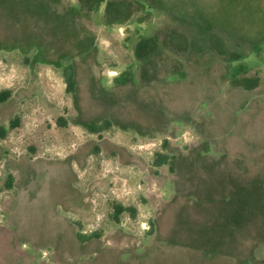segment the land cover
Instances as JSON below:
<instances>
[{"label":"rangeland","instance_id":"obj_1","mask_svg":"<svg viewBox=\"0 0 264 264\" xmlns=\"http://www.w3.org/2000/svg\"><path fill=\"white\" fill-rule=\"evenodd\" d=\"M166 1L207 35L227 30L258 41L250 50L242 39L240 52L250 51L249 66L263 67L264 95V61L255 55L257 46L264 50V0ZM103 5L0 0V89L11 91L0 103V126L8 128L0 136V264H148L149 255V264H264V138L251 123L228 129L215 111L211 151L186 148L198 136L178 118L166 128L173 113L149 82V68L156 77L168 65L164 55L157 63L131 52L135 38L167 16L135 13L114 25L125 12L106 20ZM224 34L223 43L234 47ZM213 55L220 66L223 58ZM129 63L141 74L113 83ZM203 90L200 81L185 85L182 104ZM197 106L208 115L205 102ZM59 116L73 121L60 125ZM104 118L116 127L86 128ZM163 138L175 150L171 170L152 165ZM227 145L240 156L222 151ZM7 172L15 177L12 189L3 183ZM113 202L134 206L135 215L113 221ZM76 231L99 236L81 242Z\"/></svg>","mask_w":264,"mask_h":264},{"label":"trees","instance_id":"obj_2","mask_svg":"<svg viewBox=\"0 0 264 264\" xmlns=\"http://www.w3.org/2000/svg\"><path fill=\"white\" fill-rule=\"evenodd\" d=\"M97 1L99 2V7L104 3L102 8L104 11H107L106 20H110L113 16L111 13L115 11L122 10L125 12V19L122 22L114 23V25L132 21V17L135 13H139V18L147 16L149 12L153 10L152 8H156L168 14L166 15L168 18L167 21L155 26L148 34H139L138 37L135 38L132 42L131 52H133L135 58L138 55L142 58L144 56H149V58L154 57L156 62L158 53L164 55V61L168 65H161L160 68H162L159 71V67L156 65L155 70L158 71L156 77L152 75L149 68V82L159 85L158 96L165 102L167 111L173 113L171 116L167 115V117H170L167 119L168 125L166 128L169 124L175 122V118H178L179 122L185 121L188 125H191L196 136H198L195 141L187 144L186 148L197 146L202 152L207 153L211 151L209 146L213 145L216 140H214V135L212 133L215 111H219L218 113L221 114L219 116L223 120V123L226 121L227 125L225 123V126H228V129H236L239 125L243 126L244 129H248L247 127L251 123L252 126H256L257 130L260 132L259 136L264 138V95L258 94L263 90V67L260 65L249 66L244 61V57L250 51L247 54L240 52L242 46L240 41L242 39L249 43L250 50L258 41L252 43L245 35L231 33L227 30L217 33L213 32L207 35V32H204L203 29L199 30L195 27V23L191 17L187 16L181 18L177 16L191 14L177 12L176 7L178 6L171 2L168 3L166 0H154L155 4H152L151 0ZM103 25L106 26L107 24ZM224 33L229 34L228 36L234 47H228L227 44L223 43L222 38L225 35ZM94 37H96V35ZM141 38L146 39L145 43L140 42ZM157 40H160V45L157 44L159 43ZM146 42L148 44H146ZM256 48L255 55L264 61V50L260 46ZM182 52H184L183 58H181ZM214 53L223 58H220V66H217V61L214 60ZM175 54H179L180 56L176 57ZM232 62L233 65L231 64ZM97 64H99L98 59ZM137 68L138 66L133 67V65L129 63L127 68L112 77V82L123 83L133 78L136 74H141ZM143 71L144 73L146 72L145 70ZM61 74L65 81L66 91L68 93L72 92L74 85L72 70L66 67V69L61 70ZM197 81L203 84L204 90L202 92H192L190 97L188 96L186 102L182 104L179 94L180 90L185 85L189 86L190 83L194 84ZM222 84L224 85V90L220 88ZM221 90L223 97L220 99L217 93ZM258 90L260 91L257 92ZM10 93V89H0V103L7 100L10 97ZM200 101L205 102V107L208 110V115L204 116V118L197 106ZM230 106H234V108ZM246 109H252L253 113L247 114ZM69 120L73 121V119L68 116L58 117L60 125H65ZM18 121L19 119L15 117L10 119L8 124L10 127H14L18 124ZM198 123H200V125L202 123V127L200 125L199 127L197 125ZM109 127H116V125H114L110 119L104 118L91 123L86 128L92 132H99ZM7 129L6 127L0 126V136H5ZM207 129L210 130V133H207ZM248 133L249 132H247V137H249ZM169 144V139L163 138L161 150L155 151L153 154V166L165 164L168 166V169H172L170 161L175 158V150ZM222 151L231 152V156L239 154L233 151L230 145L223 147ZM232 151L234 153H232ZM14 181L15 177L11 172H7L3 177L4 186L8 189L13 188ZM123 213H128L133 217L136 213V208L132 205L125 206L120 202H113L111 204L109 216L113 221H118ZM149 224L151 225V231L153 226L152 221ZM76 236L79 241L84 242L92 237H98L99 234L98 232L85 234L76 231ZM146 249L151 251V248ZM150 258L151 256L149 255V260L147 258L146 263L149 264L152 260Z\"/></svg>","mask_w":264,"mask_h":264},{"label":"flooded vegetation","instance_id":"obj_3","mask_svg":"<svg viewBox=\"0 0 264 264\" xmlns=\"http://www.w3.org/2000/svg\"><path fill=\"white\" fill-rule=\"evenodd\" d=\"M151 3L152 4H155L154 3V0H151ZM153 10L151 11V12H149V14L148 15H155V14H157V15H168L167 13H165V12H163V11H160V10H157L156 8L154 9V8H152ZM155 26H157V25H155ZM154 26V27H155ZM153 27V28H154ZM153 28L151 29V31L153 30Z\"/></svg>","mask_w":264,"mask_h":264}]
</instances>
